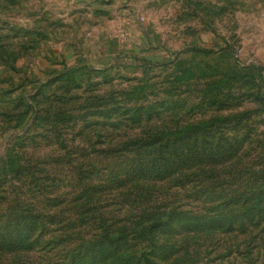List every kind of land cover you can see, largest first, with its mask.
<instances>
[{"label": "rangeland", "instance_id": "374dc122", "mask_svg": "<svg viewBox=\"0 0 264 264\" xmlns=\"http://www.w3.org/2000/svg\"><path fill=\"white\" fill-rule=\"evenodd\" d=\"M114 106L150 111V121L98 113ZM231 115L239 126L225 121ZM214 118L226 126L218 134L243 140L225 171L243 169V183L264 176V0H0V211L21 204L71 220L96 203L135 213V192L154 187L127 184L133 151L122 144ZM86 188L93 196L76 203ZM155 190L151 201H160L166 193ZM263 226L178 241L165 234L157 244L189 247L182 264H264ZM60 234L0 254V264H49L51 251H38Z\"/></svg>", "mask_w": 264, "mask_h": 264}, {"label": "trees", "instance_id": "16d2710c", "mask_svg": "<svg viewBox=\"0 0 264 264\" xmlns=\"http://www.w3.org/2000/svg\"><path fill=\"white\" fill-rule=\"evenodd\" d=\"M67 76L62 74V77ZM239 79L238 76L232 81ZM209 92L212 93L211 87ZM120 112L123 117L130 115L127 119L134 124L149 122L151 117L150 111L145 114L144 109L133 112L119 106L98 113L111 116ZM37 119L40 120L39 117ZM47 119L50 116L42 121ZM240 119L231 115L225 121L239 126ZM55 120L53 118L51 122ZM67 121L63 118L59 122ZM219 121L221 118H214L170 133L157 131L149 134L146 131L142 137L122 144L121 149L133 151L131 165L123 173L126 178L130 175L127 184H149L154 187L151 191L156 189V185H161L166 194L160 201L158 196L151 201L157 190H142L135 192L133 203H130L135 213L129 205L127 208L121 205L114 213L107 212L106 207L109 206L92 203L86 208V204L82 205V211L78 212L80 217L71 220L52 214L45 216L31 207L13 204L4 212L0 211V254L29 252L32 246L38 245L51 233L61 232L64 234L55 235L54 242H49L52 249L38 251H51L49 264H161L159 259L165 264H182L190 259V248L178 246L176 242L169 244L166 239L164 246H158L157 241L163 235L181 236L176 238L178 241L196 238L203 231L213 233L217 229L215 227H222L226 234L236 229L246 234L251 228H260L264 225V176L254 174L243 183V169L238 173H234V169L225 171L231 168L230 163L237 160L239 141L243 140L218 134L217 129L226 127L224 122L218 125ZM14 172L16 176L20 174L16 167ZM227 172L231 176L230 182L221 178ZM83 173L86 177L95 170L89 168ZM2 192L1 189L0 204L6 200ZM91 196V188H86L76 203ZM181 199L194 200L200 206H188ZM171 245L174 251L169 255L162 254V259L159 251ZM129 253L132 254L131 259H128Z\"/></svg>", "mask_w": 264, "mask_h": 264}]
</instances>
